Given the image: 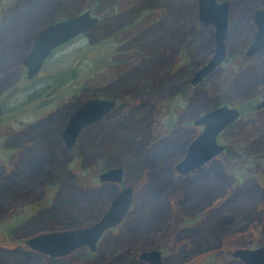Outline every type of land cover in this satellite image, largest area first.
I'll use <instances>...</instances> for the list:
<instances>
[{
    "label": "rangeland",
    "instance_id": "obj_1",
    "mask_svg": "<svg viewBox=\"0 0 264 264\" xmlns=\"http://www.w3.org/2000/svg\"><path fill=\"white\" fill-rule=\"evenodd\" d=\"M195 1L0 0V264H148L138 253L152 248L161 264H243L232 248L264 245V110L245 111L222 130L215 158L185 174L174 168L201 129L193 118L256 104L264 91V51L242 53L264 0H226V57L191 85L213 49V27L197 20ZM60 6L90 9L100 22L58 46L28 79L22 56ZM93 95L115 106L67 149V117ZM226 146L256 164L229 163ZM119 167V183L96 179ZM121 186L131 187L130 205L93 250L55 257L24 242L87 226Z\"/></svg>",
    "mask_w": 264,
    "mask_h": 264
},
{
    "label": "water",
    "instance_id": "obj_2",
    "mask_svg": "<svg viewBox=\"0 0 264 264\" xmlns=\"http://www.w3.org/2000/svg\"><path fill=\"white\" fill-rule=\"evenodd\" d=\"M195 2L197 20L213 27V49L208 60L192 72L191 85L200 82L226 57L224 39L227 27L228 1L196 0ZM252 21L255 25V31L251 42L244 51V55L247 56L264 49V9H254ZM98 23L99 18L85 9L78 14L58 19L56 22L48 23L40 28L36 31L31 46L21 59L22 65L25 66V77L29 79L36 77L53 50ZM259 98V102L254 106L256 110L264 109V91ZM75 107L67 117L60 135L61 141H64L67 149L74 145L78 133L85 126L94 123L112 109L114 102L93 96L83 99ZM238 116L239 110L226 104L215 106L193 118L191 124L202 128L186 144L183 158L174 165L175 170L179 174H185L215 158L224 149V145L218 143L217 136L228 125L234 123ZM121 175L120 167L108 168L99 171L96 179L102 183H119ZM131 195V187L121 186L109 201L107 208L87 226L35 234L24 242L32 250L36 249L55 257L68 254L79 246L93 250L96 242L100 239V235L119 223L130 205ZM229 254L238 258L243 264H264V245L234 247L229 251ZM138 257L146 259L148 264H161L157 248L144 249L138 253Z\"/></svg>",
    "mask_w": 264,
    "mask_h": 264
},
{
    "label": "trees",
    "instance_id": "obj_3",
    "mask_svg": "<svg viewBox=\"0 0 264 264\" xmlns=\"http://www.w3.org/2000/svg\"><path fill=\"white\" fill-rule=\"evenodd\" d=\"M65 5V4H64ZM58 9V13L60 14V17L58 18V19H63V18H66V17H68L69 15H73L74 13H71L70 11H68V9H66L65 7H63V6H60V7H58L57 8ZM87 10H89L90 11V9H87ZM91 13V12H90ZM92 14V13H91ZM57 19V20H58ZM51 22H53V21H51ZM99 22H100V19H99ZM99 24V23H98ZM97 24V25H98ZM96 26V25H95ZM109 36V35H108ZM54 51V50H53ZM52 51V52H53ZM74 74H75V76H74ZM69 75H70V79H72L73 81H74V83H75V85H76V83L77 84H79V82H78V80H77V82H76V77H77V74L73 71V72H71L70 71V73H69ZM74 77H75V79H74ZM62 82L63 81H61V82H59L60 84H62ZM58 83V84H59ZM59 84V85H60ZM83 84V83H82ZM84 95H86V96H88L87 94H84ZM29 97H31V96H29ZM3 104V102H0V118H1V116L4 114V112H3V110L1 109V105ZM254 105L255 104H251V102H248L247 104H245L244 106H238V109L240 110V115H243V113H245V111H250V112H254L255 111V109L253 108L254 107ZM224 155H228V162L229 163H232V164H235V165H237V163L239 162V165L243 168V167H247V166H249V164L250 163H254V164H256V162H257V160L255 159V157H254V155H252V154H250V155H246V154H243V153H238L236 150H234V148L233 147H225V150H224ZM248 165H247V164ZM108 166V164L107 165H102V167L103 168H106ZM240 178L239 179H241L243 176H247V174L246 173H241L240 174ZM19 212H20V210H18V211H16V210H14L13 211V214H11V215H15V216H13V217H16L17 218V221L18 222H22L23 220H21L22 219V217H23V214H19ZM92 221H94V220H92ZM91 221V222H92ZM11 227V226H10ZM8 228V230H7V232L8 233H10L9 231H10V229L11 228ZM6 235V234H5ZM8 240H10V237L9 236H5ZM5 238V239H6Z\"/></svg>",
    "mask_w": 264,
    "mask_h": 264
},
{
    "label": "flooded vegetation",
    "instance_id": "obj_4",
    "mask_svg": "<svg viewBox=\"0 0 264 264\" xmlns=\"http://www.w3.org/2000/svg\"><path fill=\"white\" fill-rule=\"evenodd\" d=\"M256 8H262V9H264V7H262V6H259V7H255L254 9H256ZM228 10H229V2H228V9H227V12H228ZM253 12H254V10H253ZM253 12H252V14H251V21H252V15H253ZM229 13V12H228ZM227 20H228V14H227ZM54 22H56V21H54ZM253 22V21H252ZM51 23H53V22H51ZM227 23V22H226ZM227 25H228V23H227ZM227 28V27H226ZM254 31H255V25H254V22H253V32H252V35H251V38H250V40L248 41V43H247V46L249 45V43L251 42V40H252V38H253V35H254ZM247 46H246V48H247ZM245 48V49H246ZM262 51H264V49H262L261 51H257V52H262ZM225 52H226V50H225ZM243 54H244V51L242 52ZM226 54V53H225ZM256 54V53H255ZM23 66V65H22ZM24 68H25V66H24ZM27 78V77H26ZM35 78V77H34ZM29 79V78H28ZM33 79V78H32ZM261 94V93H260ZM94 96V95H93ZM260 96V95H259ZM95 97V96H94ZM97 98H99V97H97ZM86 99V98H85ZM100 99H102V98H100ZM259 97H258V102H259ZM257 102V103H258ZM115 106V105H114ZM255 106V105H254ZM254 109H255V107H253ZM237 110H239L238 108H236ZM256 110V109H255ZM259 110H264V109H259ZM259 110H257V111H259ZM239 115H240V110H239ZM197 127H200V128H202L201 126H197ZM201 130V129H200ZM218 137V136H217ZM77 142V140L75 141V143ZM75 143H74V145H75ZM74 145L70 148V149H72L73 147H74ZM107 230H109V229H107ZM106 230V231H107ZM105 232V231H104Z\"/></svg>",
    "mask_w": 264,
    "mask_h": 264
}]
</instances>
